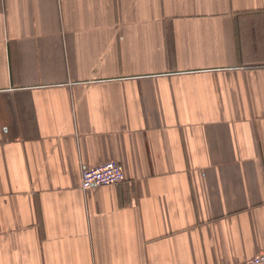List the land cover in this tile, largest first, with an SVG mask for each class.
I'll return each instance as SVG.
<instances>
[{"label":"crops","instance_id":"crops-1","mask_svg":"<svg viewBox=\"0 0 264 264\" xmlns=\"http://www.w3.org/2000/svg\"><path fill=\"white\" fill-rule=\"evenodd\" d=\"M258 255L264 0H0V264Z\"/></svg>","mask_w":264,"mask_h":264},{"label":"built area","instance_id":"built-area-1","mask_svg":"<svg viewBox=\"0 0 264 264\" xmlns=\"http://www.w3.org/2000/svg\"><path fill=\"white\" fill-rule=\"evenodd\" d=\"M81 181L82 189L88 191L96 187L122 184L126 181V174L119 162L111 161L84 169L81 174ZM237 264H264V255H258Z\"/></svg>","mask_w":264,"mask_h":264}]
</instances>
